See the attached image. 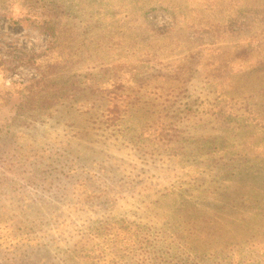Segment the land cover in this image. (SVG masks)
Instances as JSON below:
<instances>
[{
    "label": "rangeland",
    "instance_id": "obj_1",
    "mask_svg": "<svg viewBox=\"0 0 264 264\" xmlns=\"http://www.w3.org/2000/svg\"><path fill=\"white\" fill-rule=\"evenodd\" d=\"M105 221L264 264V0H0V264Z\"/></svg>",
    "mask_w": 264,
    "mask_h": 264
},
{
    "label": "trees",
    "instance_id": "obj_2",
    "mask_svg": "<svg viewBox=\"0 0 264 264\" xmlns=\"http://www.w3.org/2000/svg\"><path fill=\"white\" fill-rule=\"evenodd\" d=\"M102 225L100 229L107 236L102 245L84 256L89 264H247L242 263V255H221L218 259L207 243L193 238L181 223L156 231L147 224L133 227L129 221H105Z\"/></svg>",
    "mask_w": 264,
    "mask_h": 264
}]
</instances>
